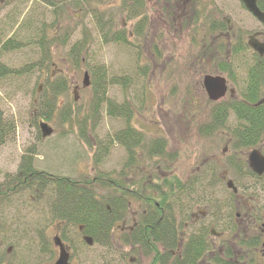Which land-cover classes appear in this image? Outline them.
Returning a JSON list of instances; mask_svg holds the SVG:
<instances>
[{
	"label": "rangeland",
	"instance_id": "1",
	"mask_svg": "<svg viewBox=\"0 0 264 264\" xmlns=\"http://www.w3.org/2000/svg\"><path fill=\"white\" fill-rule=\"evenodd\" d=\"M166 1L171 0H142V9L132 18L128 17V13L134 9L128 1L126 11L120 8V0L0 1V40L10 37L20 40L17 49L0 52V61L14 70L11 76L0 78V120L10 126L5 136L1 134L4 139L0 136V185L17 171L21 157L28 153H32L37 168L51 173L87 180L102 173L106 174L107 182L122 181L121 166L127 160V153L121 144L112 141L111 135L122 128L125 122L120 117L109 116L105 104L92 117L90 85L82 87L85 71L88 81L92 83L91 71L95 64L103 65L108 76L119 75L123 71L131 75L134 73L130 70L135 68L127 50L113 43L104 44L98 37V25L113 15L111 18L117 23L116 27L121 25L125 29L132 44L136 45V27V30L146 32L147 36L140 47L143 53L140 64L146 71L141 74V70L140 76L132 80L128 89L123 90L118 84L108 86L106 95L118 103L123 97L136 103L137 109L133 112L131 124L143 133L145 145L158 138L166 142L161 160L149 157L144 147L137 148V160L133 168H124L127 170L126 179L132 178L129 182L134 183V178L141 175L144 178L155 172L157 174L160 168L165 172L171 171L170 174L184 181L196 175H207L208 166H211L215 196L211 195L212 199H209L207 193H204L203 203L193 205L190 209L188 195L185 198L186 209L183 204H180V207L184 206L183 209L178 207L179 204L175 205L177 223L182 227L180 242L183 243L192 230L206 228L209 231L207 242L212 241L213 246L211 244L206 252L204 264H208L209 258H223L224 254H231V260L236 263L252 264L251 259L259 256L260 246L248 247L246 244L258 240L255 237L258 231H255L252 224L264 223V192L261 186L253 187L250 178H244L251 185L246 191L248 198L245 196L239 208L233 209L229 216L228 208L224 205V194L230 193L225 183L228 180L237 182V172L230 170L229 159L246 161L247 154L252 149L262 150L264 143L244 150H234L231 130L237 122L231 111L227 113L228 118L223 126L211 128L209 132L206 130L210 125L212 105L226 102L229 97H240L247 68L254 65L256 59L251 50L244 48L231 54L230 73L220 71L218 65L224 62L225 51H221L219 44L224 36L214 30L209 31V35L205 32L210 25H215L211 23L219 22L221 14L227 12H232L241 21L237 30L240 36L236 40L240 38L246 41L251 29L259 28V24L250 14L239 10L238 0H193L199 15L188 26L189 6L184 7L185 1L172 0L165 13L163 7ZM167 14L170 17L176 16V19L170 22ZM29 23L31 26L25 32L24 27H28ZM41 26H45V34L48 36L70 35L66 44H57L52 49L49 70L43 69V73L40 71L41 49L33 45L40 34L34 32V27ZM83 29L89 33L88 40L91 39V43L80 52V65L74 66L69 59V47L82 39ZM207 74L224 76L228 88H233L232 95L227 92L218 101L208 100L202 87V79ZM62 76L66 78L65 93L57 96L58 108L50 110L43 97L50 95L51 84L61 85ZM141 90L142 94L135 99L134 94L139 95ZM67 114H74L70 124L66 122V117L63 118ZM37 121L48 123L54 133L42 139ZM77 121L85 128H80ZM86 139L89 143L85 142ZM204 181L207 182V179ZM203 186L206 188V184ZM95 189L99 197L105 194L100 185H95ZM136 191L143 192L141 188ZM250 196L256 200L252 201ZM214 198L220 202L217 212L209 201ZM138 200L128 201L129 205L132 203L134 206L133 210L140 214L144 205ZM53 201L54 195L49 190L36 193L33 190H22L13 192L8 198H0V222H7L2 227L6 235L3 232L1 234L10 243L0 242L4 245V251L14 242L17 245L16 249L11 247L9 252L0 253V264L54 262L57 249L54 247V257L53 253L47 251L48 242L52 241L60 228V223L54 222L55 219L50 216L49 208ZM254 204L257 207L251 209ZM235 212H239V216L235 217ZM179 216L183 217V221H180ZM255 217H259V221L253 223ZM129 218L126 227L130 224ZM55 227H58L56 231ZM121 227L120 222L116 224L108 235L106 245H82L78 237L76 240L74 229L71 230L67 233L69 240L66 242L72 240L71 244L76 249L66 244L69 247L70 262L150 264L152 256L145 255L144 248L122 242L125 233L120 230ZM41 245L44 246L43 251L38 252Z\"/></svg>",
	"mask_w": 264,
	"mask_h": 264
},
{
	"label": "trees",
	"instance_id": "2",
	"mask_svg": "<svg viewBox=\"0 0 264 264\" xmlns=\"http://www.w3.org/2000/svg\"><path fill=\"white\" fill-rule=\"evenodd\" d=\"M46 1L51 2V0ZM127 1L129 4H132V8L134 9L131 13H128L129 16L127 15L132 18L140 12L143 3L142 0H120V8L122 10L126 11L125 6ZM171 1H166L164 3L163 12L166 13L165 9H167L169 6L168 4ZM184 1V3H186L184 7L186 5L188 6V0ZM160 8L162 9L161 5ZM112 16L113 15L109 16L102 24L98 25V37L104 44L113 43L127 50L135 68L130 70L134 71L136 76L134 77V73L131 75L124 71L119 75L108 76L106 68L103 65L95 64V68L91 71L93 78L90 87L93 98L91 104L93 111L92 117H95L102 104H105V109L109 116L120 117L125 120L124 127L116 131L112 139L124 146L128 156L126 165L131 167L133 166V163H135V151L137 147H145L146 153L149 157H163L166 142L162 138H158L145 145L143 133L132 126L130 122L133 112L137 109L135 108L136 103L128 97H123L122 101L118 103L106 95L108 86L118 84L123 87V90L128 89L132 80H136L140 76L139 73L141 70V74L144 73V70L146 71V69L140 64L143 56L140 47L142 46L145 36H147L146 32L144 30H136V27L134 29V33H136L134 37L136 39V45L132 44L128 38V33L125 32V29H123L121 25L116 27L117 23L111 18ZM170 16L171 15L167 14V19L170 20V22L176 19V16ZM30 24L31 23H29L28 27H24L25 32L26 28H30ZM211 24L215 25H210V28L208 27L209 31L218 30L219 27L216 23ZM45 26L39 28L34 27V32L37 34L40 33L38 35L39 38L33 43V45H36L41 49V73H43V69L49 70L48 67L52 57V49L56 47L57 44H66L70 38V35L67 37L48 36L45 34ZM88 34L89 33L83 29L82 39L72 43L69 47V59L74 66L80 65L82 61V55L80 56V52L87 49L91 43V39L88 40ZM19 43L20 40L12 37L3 41L0 40V52L15 50L19 47ZM218 69L220 71H226L227 68L226 66L219 64ZM13 73L14 70L12 68L0 61V78L11 76ZM65 79V76L61 77L62 83L60 86L51 84L49 87L47 85L51 90V93L43 98H45V105H47L50 110L58 108L57 96L65 93ZM37 92L36 89V93ZM141 94L142 90L139 95L134 94V98L136 99V96H140ZM263 94L264 60L256 58L254 65L247 68L246 80L243 89L239 94L240 97L237 99L229 98L226 102L212 105L210 125L207 126L208 128L206 132H209L211 128L215 129L216 127L223 126L228 118L227 113L230 110L234 113L237 122L231 130V138L233 139L232 148L234 150H244L251 146L262 145V143H264V101L261 103L258 102ZM128 95L132 97L130 93H128ZM140 104L141 102H139V106ZM73 117L74 114L63 116L69 124L73 121ZM77 123L80 128H85V126L82 127L83 124L80 123V121H77ZM7 125L8 124H5L0 120V132H2L0 133L1 138L3 135H6L5 131L10 129V126ZM2 139H4V137ZM85 142L89 143L87 139ZM260 151L264 155V148ZM28 154L29 155H23L21 157L17 171L10 175V177L0 185V198H8L13 192L22 190H33L35 193L49 190V192L54 195V201L49 208L50 216L52 219H55L54 222H61L60 228L58 229V227H55V231L58 229V235L65 244H70V247L76 249L75 245L71 244L72 240L66 242L69 240L67 233H70L71 230L74 229L75 238L78 237L79 240L77 238L76 240L80 241L82 245L85 244L81 239L83 235L91 237L95 244L106 245L108 235L112 232L115 225L119 224V222L124 219L127 213V201L138 198L141 202H144L146 214L141 217L139 225L134 229L131 235L121 238L122 242L124 244H131L134 247L138 246L144 248L146 252L145 255L150 254V256H152L150 264H155L154 255L157 251L158 244H161L167 252L179 251L183 257L177 261H184L186 264H204L203 259L210 248L209 242H207L206 239V237L209 236V231H207L206 228L199 227L196 231L192 230V233H190L185 238L184 242L181 243L182 230L180 229H182V227L177 223L174 208L177 204H179L178 207H180V204H183L186 209L187 201L185 202V198L187 195L188 209L193 205L202 204L204 193H207L206 197H209V199H212L211 195L215 196L212 189L214 180L212 178L213 168L211 166H208L207 175H196L192 178L189 184L185 181H181L179 178L169 180L164 188L167 191L166 194L161 193L156 195L155 193H149L142 189L143 192L140 193L135 191L126 192L124 190L116 191V189H113V193H111L109 187H112L111 184L115 185L118 181L107 182L105 178L106 174H95L94 177L88 178L87 180V178L77 179L72 178L71 176L51 173L37 168L34 165L32 153ZM231 159L233 158H230L228 161L231 171H235L243 176L244 174L249 176L253 175L245 161ZM206 179L207 182L204 181ZM204 184H206V188L203 186ZM95 185H100L105 194L99 197ZM261 187L264 192V182ZM224 195L226 196L224 205L226 204V208H228L229 202L227 200L232 194L225 193ZM209 201L213 209L217 212L220 202H218L216 198ZM183 207L181 206L180 208L183 209ZM189 216L190 215L188 214V218H190ZM180 221H183V217H180ZM6 223L7 222L4 221L0 222V241H5V243L8 244L10 243V240L7 241V239L1 234V232L4 234L2 227L6 226ZM48 243L49 247L47 248V251L53 253L54 257V243L52 241H49ZM257 245L258 243L256 240L252 241L250 244H246L248 247H255ZM0 247H2L0 253H5L6 251L3 249L4 245L1 242ZM11 247L13 249L17 248L15 242L11 244ZM43 247L44 246L41 245L38 252H42ZM208 264L237 263L234 260H231V254H224L223 258H209Z\"/></svg>",
	"mask_w": 264,
	"mask_h": 264
},
{
	"label": "flooded vegetation",
	"instance_id": "3",
	"mask_svg": "<svg viewBox=\"0 0 264 264\" xmlns=\"http://www.w3.org/2000/svg\"><path fill=\"white\" fill-rule=\"evenodd\" d=\"M239 1V10H243L245 11L247 14H250V12L247 11V9L245 8L244 4L242 3L241 0ZM188 26L189 24L193 23V20L195 21V19L198 17L199 12L196 9L195 4L193 3V0H188ZM256 5L257 7L260 9V11L264 12V0H256ZM184 9V8H183ZM251 17L259 24V28L257 29H251L250 33L248 34V37L246 39V41L243 42V40H236L238 36H240L237 32L238 28H239V23H241L240 18H237L232 12H227V14H221V16L218 18L219 22H217V26L219 27L218 30H216V32L218 33V35L220 34L221 36H224L223 41L219 44V48L223 49L224 52V56H225V62H229L230 58H231V54L239 51L241 49H249L251 50L250 46L248 45V41L249 40H258L259 42L263 43L264 42V24L259 22L257 19H255L252 15ZM209 31V30H208ZM208 31L205 32L208 33ZM209 34V33H208ZM211 46H213L212 44H210ZM218 48L217 46H213ZM203 49H200V51H202ZM206 52V50L204 51V53ZM251 54L253 55L254 58H256V53L253 52L251 50ZM256 54V55H255ZM261 60H264V56L257 55ZM227 80V79H226ZM157 159H160L159 156L157 157ZM166 159V158H164ZM128 160V157H127ZM123 162L122 164V181L116 182L115 185L111 184L112 187H109L111 189V191H113V189H116V191H126V192H137L136 190L138 189H142L145 190L147 192H151V193H155L156 195H159L161 193L166 194V189L165 188V184L169 181V180H173L175 178H177V176H173V174H170L171 171L169 172H165L160 170V168H158L157 174L155 173H150L148 175H146V177L143 178V176L141 175V177L139 176L138 178H134L135 182H129L131 181L126 179L125 174L127 173V170H124V168L126 169H131L134 166L129 167L126 165V162ZM137 160V157L135 159V161ZM164 168V167H162ZM253 175H246L244 174V176L242 174L237 173L236 175V183H233V187L235 188V190H233V188H227L228 191L231 192L232 195H230L229 199H228V211H229V216H231L233 209L237 210L239 207V203L245 198L246 196V191H247V187L251 185H256L257 187L262 186L263 181H264V173L262 175H257L255 173H252ZM221 177L223 178V176L221 175ZM250 178V180H252V184L250 185L249 181H244V178ZM192 180V178L190 177L189 179H185L184 181L187 182L189 184V182ZM245 182L246 185L243 183ZM132 186V187H131ZM189 186V185H188ZM226 186V183H225ZM261 190L262 187H260ZM118 193V192H117ZM248 198V196H246ZM252 201L256 200L255 198L252 199V197L250 196V198ZM138 200V198L136 199ZM232 201V202H231ZM139 203L144 205V202H141L140 200H138ZM255 206H252L251 209H254L257 207V204H254ZM134 206L129 205V201H127V213L124 217L123 220L120 221L121 224V231L125 233V237L128 235H131L134 231V229L139 225L140 221H141V217L144 216L146 214V207L144 205V208L142 209L141 213L138 214V211L133 210ZM190 215V213H188ZM239 212H235L234 216L237 217L239 216ZM130 217V218H129ZM190 217V216H189ZM129 218V225H127V227L125 226V223L127 222V219ZM231 218V217H230ZM252 218V217H251ZM250 218V219H251ZM253 223L259 221V217H255L254 220H252ZM61 225V222H59ZM245 223V222H244ZM252 226L254 227L255 231L258 233L255 235V237L258 239L257 241L260 242V238H262V241L260 243H262L264 241V223L261 224H252ZM116 227V225H115ZM114 227V228H115ZM234 228V225H233ZM218 235V234H217ZM220 237V236H219ZM255 238V239H256ZM213 246V242L211 241V243L209 242V246ZM130 245L132 247H134L131 244H127ZM140 248V247H138ZM258 255L256 256L257 258H252L251 260H253L252 264H264V252L262 251L261 247L260 249H258ZM155 257V264H186V262L184 261H177L178 259L182 258L183 255L180 252H167L165 250V248L161 245L158 244L157 246V251L154 255ZM181 262V263H179ZM238 264H242L240 262H237Z\"/></svg>",
	"mask_w": 264,
	"mask_h": 264
},
{
	"label": "water",
	"instance_id": "4",
	"mask_svg": "<svg viewBox=\"0 0 264 264\" xmlns=\"http://www.w3.org/2000/svg\"><path fill=\"white\" fill-rule=\"evenodd\" d=\"M246 7V9L260 22L264 24V12L260 11V9L256 5V0H241ZM248 44L250 47L259 55H264V43H259L257 40H249ZM88 85V75L87 72L84 73L83 76V86ZM202 85L206 92V95L209 100L216 101L224 96L226 92V81L223 77L218 75H204L202 79ZM41 137H47L52 134L53 129L44 122L38 123ZM248 165L253 173L257 175H262L264 173V155L257 150L253 149L248 153L247 157ZM228 187H232V183L228 181ZM235 190L234 187H232ZM87 244L92 243V239L90 237L84 238ZM53 242L55 246L58 248L57 258L52 264H70L69 262V252L68 248L61 242L60 238L55 236L53 238ZM264 251V242L262 244Z\"/></svg>",
	"mask_w": 264,
	"mask_h": 264
}]
</instances>
